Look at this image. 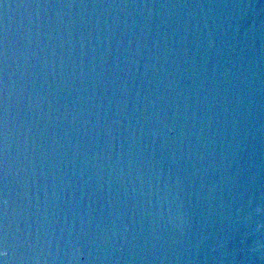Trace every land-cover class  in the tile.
Instances as JSON below:
<instances>
[{"label":"water","instance_id":"1","mask_svg":"<svg viewBox=\"0 0 264 264\" xmlns=\"http://www.w3.org/2000/svg\"><path fill=\"white\" fill-rule=\"evenodd\" d=\"M0 264H264V0H0Z\"/></svg>","mask_w":264,"mask_h":264}]
</instances>
